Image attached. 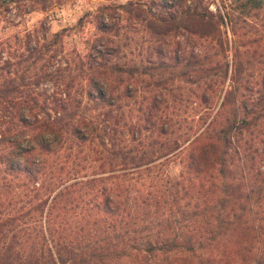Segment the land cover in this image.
<instances>
[{"label": "trees", "instance_id": "trees-1", "mask_svg": "<svg viewBox=\"0 0 264 264\" xmlns=\"http://www.w3.org/2000/svg\"><path fill=\"white\" fill-rule=\"evenodd\" d=\"M232 1L238 8L264 9V0ZM134 2L129 0L117 8L103 6L98 16L113 18L116 9L142 13L144 3L134 8ZM151 7L157 10L156 15L150 12L149 23L155 34L169 28L196 32L198 23L206 26L205 20L213 15L207 5L187 6L185 0H150L148 9ZM99 22L106 30L103 21ZM157 53L170 55L162 49ZM100 65H91L95 74L88 77L87 97L111 104L112 89L101 79L105 73ZM30 84L21 76L16 84L8 80L0 84V171L2 180L7 175L15 179L0 185V202L4 197L16 201L6 207L0 203V264H90L120 251L121 257H144L129 264H186L187 256L204 264H264L263 252L253 261L245 257L251 249L249 229L242 222L246 206L233 184L225 181L231 178L229 146L238 135L259 127L264 145V123L258 122L264 118L260 105L264 103V76L259 105L248 109L246 102L237 103L236 87L232 86L211 116L208 109L216 94L203 95L201 100L209 106L199 117L202 129L187 145L180 149L174 141L154 151L138 148L140 144L119 146L112 138L110 147L103 149L101 171L92 174L80 173L84 159H75L71 166L65 160L68 156L60 163L48 161V156L58 155L66 147H77L79 153L87 142L103 137L87 115L88 108L80 99L70 101L69 93H65L67 103L41 97L28 90ZM215 90L219 99L222 87ZM159 108L160 102L155 100L143 118L147 127L157 126ZM165 126H159L161 132H167ZM183 149L184 169L179 178L162 175L169 158ZM260 155L264 160V152ZM185 198L189 201L181 204ZM78 207L81 212L76 215L81 218L72 223L71 210ZM108 218L112 225L102 228ZM110 227L115 228L112 233ZM231 235L235 241L227 239Z\"/></svg>", "mask_w": 264, "mask_h": 264}, {"label": "rangeland", "instance_id": "rangeland-1", "mask_svg": "<svg viewBox=\"0 0 264 264\" xmlns=\"http://www.w3.org/2000/svg\"><path fill=\"white\" fill-rule=\"evenodd\" d=\"M127 1L0 0V84L3 80L16 84L21 76L24 82L32 83L28 90L40 93L41 97L67 103L69 97L65 93H69L70 101L80 99L88 108L87 115L103 136L87 142L79 153L77 147H66L60 154L48 156V161L55 160L54 163L68 156L65 160L70 166L75 159H84L81 174L101 171L98 167L105 158L103 149L109 148L112 141L119 146L140 144L138 148L146 146L154 151L177 141L181 149L202 129L199 117L209 106L201 100L203 95L216 94L212 109H208L211 116L223 93L232 86L236 87L237 103L246 102L248 109L259 105L264 76V9L238 8L232 0H185L187 6L207 5L212 19L205 20L206 26L198 23L196 32L169 28L160 34L149 29L150 17L153 18L150 12L157 14L155 8L148 9L150 0H133L137 4L134 8L144 3L142 13L122 9L120 13L116 9L113 18L98 16L101 7L117 8ZM99 21L107 26L106 30L101 29ZM158 49L170 51V55H159ZM98 63L106 77L101 79L112 89L111 104L87 97L88 77L95 74L91 65ZM220 87L223 91L218 99L215 89ZM155 100L160 102L157 126L147 127L143 118ZM258 122L262 126L264 118L260 117ZM162 123H166L167 132L159 129ZM238 136L229 146L227 165L231 178L226 177L225 181L233 184L239 201L246 206L242 222L249 229L251 249L245 257L250 256L249 261H253L260 252L264 258V160L260 155L264 145L259 127ZM183 152L185 149L171 156L160 173L178 179L184 169ZM3 176L0 171V185L4 181L15 182L9 175L2 180ZM194 200L195 197L191 204ZM188 201L185 198L180 203ZM10 202L16 201L4 197L0 203H6V207ZM71 211L74 216L70 222L77 223L80 207ZM107 220L110 223L112 219ZM25 221L29 223L28 219ZM109 223L102 228L113 222ZM113 230L110 227L109 232ZM228 238L235 241L236 237ZM142 258L135 254L121 257L120 251L114 257L90 264L138 263ZM185 258L186 264L206 263L194 257ZM245 263L250 262L242 264Z\"/></svg>", "mask_w": 264, "mask_h": 264}]
</instances>
